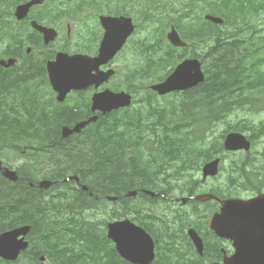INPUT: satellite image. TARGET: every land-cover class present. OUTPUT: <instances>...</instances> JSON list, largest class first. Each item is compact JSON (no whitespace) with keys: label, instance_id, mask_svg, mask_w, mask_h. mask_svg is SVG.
I'll use <instances>...</instances> for the list:
<instances>
[{"label":"trees","instance_id":"trees-1","mask_svg":"<svg viewBox=\"0 0 264 264\" xmlns=\"http://www.w3.org/2000/svg\"><path fill=\"white\" fill-rule=\"evenodd\" d=\"M146 2V22L158 19L161 27L160 37L154 36L153 43L146 37L143 43V78L161 80L174 65L177 53L163 39L162 27L172 23L191 42L194 56L202 60L205 80L195 88L161 98L146 86L145 95L132 109L98 119L78 134L77 140L60 139L58 144H50L41 135L44 142L39 140L38 146L50 144L52 148L39 152L44 159L34 165L39 169L32 172L31 181L41 174L55 183L39 195L35 194L39 189L27 183L12 192L3 185V230L29 225L30 231L29 247L16 261L1 264H46L39 261L40 254L48 264H130L106 235L107 222L124 217L153 237L156 256L152 264H208L204 259L210 257L214 246L206 240L202 259L187 241L186 230L194 227L202 233L201 229L207 228L205 216L212 208L206 209L204 220L199 221L203 213L198 204L189 205V210H170L168 206L160 210L141 192L159 193L167 203L176 196L193 195L201 184L194 173L216 156H226L222 139L229 131L246 132L252 148L255 144L262 147L259 154L263 160L258 161L254 149L231 153L223 183L207 191L227 197L243 191L258 193L264 188V118L257 122L251 116L264 112V0H176L170 7L168 0ZM159 3L164 15L158 12ZM204 12L222 16L223 24L204 21ZM7 122L31 130L56 128L64 121L39 118ZM219 123L227 129L214 135ZM50 138L51 143L57 140L53 133ZM48 155L57 160L53 163L48 159L49 167ZM44 168L48 169L41 170ZM70 175L78 176V187L74 182L59 181ZM170 180L177 184L170 186ZM81 184L88 190H82ZM133 190L137 196L127 197ZM106 195H118L117 200L109 202Z\"/></svg>","mask_w":264,"mask_h":264},{"label":"flooded vegetation","instance_id":"flooded-vegetation-1","mask_svg":"<svg viewBox=\"0 0 264 264\" xmlns=\"http://www.w3.org/2000/svg\"><path fill=\"white\" fill-rule=\"evenodd\" d=\"M31 1L0 0V190L4 185L8 192H12L27 183L29 187L39 189L35 193L39 195L45 194L41 191H47L39 188V182L51 179L39 174L31 181L34 176L32 172L39 169V166L34 165H39L44 159L39 152L42 149L43 154L44 149L49 151L52 148L50 144H58L60 139H78V132L64 137L63 126L72 127L78 120L87 119L91 115H102L99 111H92L91 97L105 88L119 90L124 84L123 76H119L126 67L120 60L124 46L113 60L100 66L101 70L114 71L106 83L98 88H73L65 94L63 100H58L57 91L51 85L48 64L53 62L59 53L97 55L104 33L101 17H132L135 22L134 19L140 15L141 8L136 10L135 0H33L34 2L28 4ZM26 4L27 7H21ZM39 26L54 30V33L43 32ZM110 113L104 114L103 117H108ZM39 118L62 119L64 122L56 125V128L34 127L31 130L12 127L7 122L11 119ZM52 133L57 136V140L51 143ZM41 135L50 143L42 148L38 146L39 140L44 142ZM48 159L53 163L57 162L54 157L50 158L48 155V167ZM4 167L16 172L17 184L12 185L13 181L2 175ZM45 169L48 168L41 170ZM68 181L74 182L76 187L80 184L75 179ZM30 196L34 198L33 193ZM253 196L255 195L252 193L232 195L245 199ZM203 220V216H200L199 221ZM13 228L3 230L0 220V233ZM201 230L204 245L206 240H209L214 246V251H210L209 260L206 262L217 259L222 261L224 255L233 252L229 239L218 238L205 227ZM1 261L4 259L0 257V264Z\"/></svg>","mask_w":264,"mask_h":264},{"label":"water","instance_id":"water-1","mask_svg":"<svg viewBox=\"0 0 264 264\" xmlns=\"http://www.w3.org/2000/svg\"><path fill=\"white\" fill-rule=\"evenodd\" d=\"M32 2L34 1L32 0L28 4ZM21 7H27V4ZM205 18L214 22L221 21L220 18L209 15ZM102 23L106 30L101 42L100 53L97 56L90 58L82 55L58 54L56 60L48 64L50 82L53 88L58 91L60 100L70 88L80 89L90 84L98 86L112 73V70L101 71L98 70V67L113 57L132 32L133 25L129 18L123 20L105 17L102 19ZM48 31L54 33L51 29H48ZM167 37L175 45L184 44L173 27ZM201 79L202 72L200 71L199 62L197 60H186L164 82L153 85L152 88L157 90L158 93L164 94L171 90L188 88ZM130 102V96L124 92L114 93L110 90H104L93 95L92 108L106 112L120 106H128ZM94 118L90 120H94ZM90 120L78 123L73 130L79 131ZM69 132L71 130L64 127L62 134L66 136ZM249 145L250 142L246 137L239 133L229 134L224 143L225 148L230 150L248 149ZM217 163L218 160H215L206 164L204 174H215ZM2 175L10 181L17 179L16 172L7 167L3 168ZM51 184V180L44 179L38 185L42 189H47ZM81 187L87 190L86 185ZM226 203V209L224 208L220 213H216L210 218L209 226L219 236L233 240L234 252L229 257H225L223 263L215 264H264V198H254L248 202L230 199ZM234 208L239 211L232 212ZM223 217L226 220H223ZM27 230V227H22L0 233V257L15 260L20 251L27 247L28 243L24 241V236L28 233ZM190 235L191 237L197 236L193 231L190 232ZM20 236L23 237L20 238ZM107 236L115 242L117 250L124 259L135 264H151L153 240L142 229L128 220L108 224ZM193 242L200 251L202 242L199 240ZM138 251L142 253H138Z\"/></svg>","mask_w":264,"mask_h":264},{"label":"bare ground","instance_id":"bare-ground-1","mask_svg":"<svg viewBox=\"0 0 264 264\" xmlns=\"http://www.w3.org/2000/svg\"><path fill=\"white\" fill-rule=\"evenodd\" d=\"M205 80V74H204V71L202 72V79L200 80V81H198V82H196L194 85H192V86H190V87H188V88H185V89H182V92H184V91H187V90H190V89H192V88H195V87H197L200 83H202L203 81ZM231 133H239V134H241V135H246V134H244L243 132H238V131H229V132H227V133H225L224 134V137H223V139H222V146H223V150H224V152L225 153H234V152H239V151H242V152H248V151H250L251 149H252V144H250L249 145V148L248 149H245V148H239V149H234V150H230V149H226L225 148V146H224V143H225V140H226V137L229 135V134H231ZM222 157L221 156H216L215 158H213V159H211V160H209V161H207V162H205L204 164H202V166L200 167V174H201V179H200V182H201V184H200V187H199V189H198V191L200 192V193H197L198 191H195V193L193 194V195H187V194H185V195H187V196H183L182 195V197H178V196H176V197H174V198H172L170 201H168V202H171V201H175V202H180L182 205H183V207H181V208H185V207H188L189 205H191V204H193V203H196V204H198L197 206H198V208H200L201 206H204L205 204H208V203H210V204H215L216 205V207L214 208V210L210 213V215H209V217H208V219L206 220V225H207V228L206 229H208V230H210V231H212L213 233H214V235L216 236V237H218L217 236V234L215 233V231L212 229V228H210V226H209V220H210V218L214 215V214H216V213H220L224 208L226 209V206H227V203H226V201L227 200H230V199H234V197H232V196H227V197H219V196H217V195H215V194H213V193H211V192H209V191H207V189H202L201 188V185H203L206 181H209V180H211V179H213V178H217L218 176H219V174H220V171H222L221 170V166H222ZM215 160H218V163H217V171H216V173L215 174H213V175H211V174H204V167H205V165L206 164H208V163H210V162H212V161H215ZM155 173V172H154ZM151 175V174H150ZM153 175V174H152ZM75 175H71V176H69L68 178H65V179H67V181L69 180V179H75L78 183H79V181H78V178L76 177ZM154 177V176H153ZM154 179V178H153ZM145 180V179H144ZM143 180V181H144ZM18 181V179H16L15 181H13V183H15V182H17ZM194 181V180H193ZM193 181H191L192 183H193ZM137 182V181H136ZM138 183V182H137ZM185 183H186V181H185ZM136 187V186H135ZM139 188V187H138ZM165 190V189H164ZM159 191V190H158ZM166 191V190H165ZM169 191V190H168ZM122 192V191H121ZM142 194H144V195H147V196H149V197H159L160 196V194L159 193H155L154 191L152 192V191H149L148 189L146 190H142V192H141ZM166 193V192H165ZM86 194V193H85ZM95 194V193H94ZM137 191L136 190H133V191H129L127 194H126V196L127 197H136L137 196ZM255 196H253V197H250V198H247V199H245V198H242V200L243 201H245V202H248L249 200H252V199H254V198H258V199H263L264 198V192H262V191H260V192H258V193H255L254 194ZM118 196V195H117ZM117 196H108V198H106L105 197V199L107 200V201H109V202H111V201H115V200H117ZM165 197V196H164ZM122 199V198H121ZM77 203V202H76ZM146 203V202H145ZM128 204H130V203H128ZM128 204H127V206H128ZM143 204V203H142ZM194 205V204H193ZM131 207V206H130ZM141 207V206H140ZM88 208V207H87ZM176 208H178V207H176ZM142 209V208H141ZM145 210V209H144ZM237 211H239V210H237L236 208H234V209H232V212H237ZM242 211V210H241ZM147 212V211H146ZM156 214V213H155ZM139 215V214H138ZM147 214H145V216H146ZM142 216V215H141ZM144 216V217H145ZM153 216V215H152ZM140 217V216H139ZM155 218V217H154ZM143 219V218H142ZM145 219V218H144ZM149 219V218H148ZM263 219V217L261 218V220ZM123 220H128L130 223H132V224H134L135 226H137L138 228H140V229H142L146 234H148L151 238H153L151 235H150V233H148L142 226H140L139 224H137L135 221H133L130 217H124V218H121V219H114V220H111V221H108L107 222V224H106V227L108 226V224H110V223H113V222H117V221H123ZM154 220V219H153ZM223 220H226L224 217H223ZM139 221V220H138ZM150 221V220H149ZM155 221V220H154ZM166 222V221H165ZM164 222V223H165ZM160 223H162V221L160 222ZM164 223H163V225H164ZM167 223V222H166ZM149 225V224H148ZM161 224H159V226H160ZM153 226V225H152ZM158 226V227H159ZM167 226V225H166ZM22 227H27V235L29 234V231H30V226L29 225H24V226H18V227H16V228H22ZM163 227V226H162ZM165 227V226H164ZM168 228V227H167ZM14 229V228H13ZM151 229V228H150ZM191 231H193V232H195L196 233V235L197 236H193V237H191V235H190V232ZM165 232V231H164ZM166 232H167V230H166ZM186 234H187V236H188V238L190 239V240H192V243L194 244V242L193 241H195V240H199V241H201L202 242V249L199 251L196 247H194V250H195V252H196V254L199 256V257H201L202 259L204 258V256H205V245H204V240H203V238H202V235H201V233L199 232V231H197L194 227H189L187 230H186ZM26 235V236H27ZM160 235V234H159ZM20 237H23V236H20ZM219 238V237H218ZM229 240L232 242V249L234 248L233 247V240L231 239V238H229ZM167 241V240H166ZM112 243L114 244V246H115V249H116V251L118 252V254L120 255V253H119V251L117 250V248H116V244H115V242H113L112 241ZM58 247V246H57ZM23 251H25V250H23ZM23 251H20V253H19V255H21V253L23 252ZM138 253H142L141 251H138ZM155 256H156V244H155V241H154V239H153V258H152V261H151V264L153 263V261H154V259H155ZM229 255H224V257H223V259H222V261H218L219 259H217V261H213V262H211V261H209V264H215V263H223V261H224V259H225V257H228ZM56 257V256H55ZM120 257L122 258V259H124L121 255H120ZM125 260V259H124Z\"/></svg>","mask_w":264,"mask_h":264},{"label":"rangeland","instance_id":"rangeland-1","mask_svg":"<svg viewBox=\"0 0 264 264\" xmlns=\"http://www.w3.org/2000/svg\"><path fill=\"white\" fill-rule=\"evenodd\" d=\"M135 7H137V5H135ZM141 35H143V30H139L132 37L131 40L136 41L139 38H141ZM132 49H133V45H130V52L128 50V52L125 53V56L127 54H130L132 52ZM134 59H135L134 56L132 54H130L124 60L127 61L128 63H131ZM119 66H121V63H119ZM251 116L258 122L260 118H262V119L264 118V112H259L257 115H251ZM232 118H235V117H232ZM223 129H227L226 124H220L219 123L217 125V128H216V131H215L214 135L219 134ZM229 130H230V128H229ZM243 133L246 134V132H243ZM252 149H254L255 152H258V154L256 155L258 158H260V159H258V161L259 160L262 161L263 160V157L260 156L261 151H262V147L259 146V145H257V144H255V145H253V148ZM231 159H232L231 153H226V156L222 159L223 170L220 171L219 176L217 178H213V179H211L209 181H206L203 185H201V188L202 189H208L210 187H215V186L221 185L223 183L224 176H225V168L227 167V165L229 164V162L231 161ZM194 177L200 181V179H201L200 171L195 172L194 173ZM170 184H171L170 186H175L177 184V182L175 180H170ZM261 191L264 192V188ZM197 193H200V192L198 191ZM252 194L254 195L255 193H252ZM183 196H187V195H183ZM178 197H182V196H178ZM167 204H168V207H169L170 210H174L176 207H178V208L183 207V205L180 202H175V201L168 202ZM215 207H216L215 204H210V206H207V207L201 206L199 208V211L203 213V217H204L205 214H206V212H207L206 209L212 208V211H213ZM110 208H112V204L108 207V209H110ZM158 209L161 210L162 207L159 206ZM189 209H190V206L185 207V210H189ZM212 211L208 212V214L205 216V219L206 220L208 219V217H209V215H210V213ZM190 218H192V216ZM206 260H209V258H205L204 259V262L209 264V261L206 262Z\"/></svg>","mask_w":264,"mask_h":264}]
</instances>
